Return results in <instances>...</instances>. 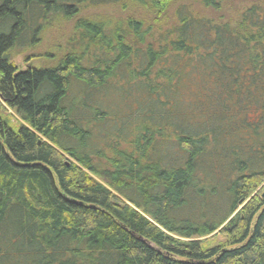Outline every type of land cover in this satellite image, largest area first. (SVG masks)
Returning <instances> with one entry per match:
<instances>
[{
    "label": "trees",
    "instance_id": "trees-1",
    "mask_svg": "<svg viewBox=\"0 0 264 264\" xmlns=\"http://www.w3.org/2000/svg\"><path fill=\"white\" fill-rule=\"evenodd\" d=\"M235 1L0 0V264H264V0Z\"/></svg>",
    "mask_w": 264,
    "mask_h": 264
},
{
    "label": "rangeland",
    "instance_id": "rangeland-1",
    "mask_svg": "<svg viewBox=\"0 0 264 264\" xmlns=\"http://www.w3.org/2000/svg\"><path fill=\"white\" fill-rule=\"evenodd\" d=\"M248 1V0H241ZM237 2V0L235 1ZM142 7L138 5H131L128 10H122L120 6L118 7H105V8H95V9H86L83 10L79 15L72 19L60 20L55 22L44 34H42L40 40L35 44L32 49L15 48L10 53V57L13 63L18 67V69H25L27 66L35 65H45L51 63V57L48 56L49 53L54 55L57 53V50L62 47L70 33L73 31V26L75 19L81 16L92 19H101V18H124L127 16L132 17H142L145 16L148 19H152L149 13L142 14ZM149 15V16H148ZM147 19V20H148ZM173 19V8L167 13L165 18V23L169 24ZM131 106H134L132 103H118L119 112L126 113L127 109ZM13 118V121L20 120L11 110L7 112ZM220 239L218 238V241Z\"/></svg>",
    "mask_w": 264,
    "mask_h": 264
}]
</instances>
